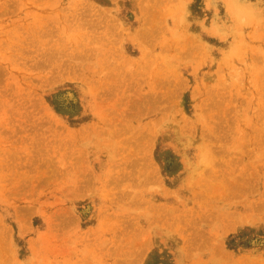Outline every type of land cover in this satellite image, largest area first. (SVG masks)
I'll use <instances>...</instances> for the list:
<instances>
[{
  "label": "rangeland",
  "instance_id": "rangeland-1",
  "mask_svg": "<svg viewBox=\"0 0 264 264\" xmlns=\"http://www.w3.org/2000/svg\"><path fill=\"white\" fill-rule=\"evenodd\" d=\"M0 264H264V0H0Z\"/></svg>",
  "mask_w": 264,
  "mask_h": 264
},
{
  "label": "bare ground",
  "instance_id": "bare-ground-1",
  "mask_svg": "<svg viewBox=\"0 0 264 264\" xmlns=\"http://www.w3.org/2000/svg\"><path fill=\"white\" fill-rule=\"evenodd\" d=\"M239 9V8H238ZM241 9H244L245 11L248 9V11H250L249 10V6H245L244 5V7H242ZM240 12V11H239ZM241 13H243V10H241ZM246 13V12H245ZM239 14V13H238ZM247 15H250V14H247Z\"/></svg>",
  "mask_w": 264,
  "mask_h": 264
}]
</instances>
